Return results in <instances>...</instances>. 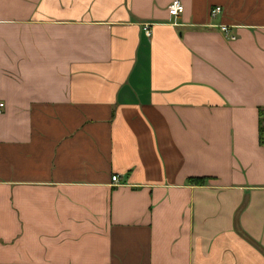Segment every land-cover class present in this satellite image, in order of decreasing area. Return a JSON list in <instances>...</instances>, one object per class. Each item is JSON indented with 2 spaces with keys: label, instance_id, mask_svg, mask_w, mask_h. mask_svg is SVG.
<instances>
[{
  "label": "crops",
  "instance_id": "crops-1",
  "mask_svg": "<svg viewBox=\"0 0 264 264\" xmlns=\"http://www.w3.org/2000/svg\"><path fill=\"white\" fill-rule=\"evenodd\" d=\"M172 1L0 0V264H264V0Z\"/></svg>",
  "mask_w": 264,
  "mask_h": 264
},
{
  "label": "built area",
  "instance_id": "built-area-1",
  "mask_svg": "<svg viewBox=\"0 0 264 264\" xmlns=\"http://www.w3.org/2000/svg\"><path fill=\"white\" fill-rule=\"evenodd\" d=\"M167 14L171 19H176L182 12V5L178 0H173L167 7ZM219 8H213L210 11V17H214L216 14H218ZM174 26L175 23H172ZM148 26L144 25V31L145 34L148 35ZM218 31L222 34V36L228 40V41H233L235 37L230 34V29L226 26L220 25L217 27ZM3 109V104L0 103V113L2 112ZM262 143L264 144V137L262 138ZM112 182H116V177H111Z\"/></svg>",
  "mask_w": 264,
  "mask_h": 264
},
{
  "label": "trees",
  "instance_id": "trees-1",
  "mask_svg": "<svg viewBox=\"0 0 264 264\" xmlns=\"http://www.w3.org/2000/svg\"><path fill=\"white\" fill-rule=\"evenodd\" d=\"M258 132H259V137H260V143L262 144V138L264 137V123L261 121L259 122L258 125ZM190 182H198L197 180H190Z\"/></svg>",
  "mask_w": 264,
  "mask_h": 264
}]
</instances>
